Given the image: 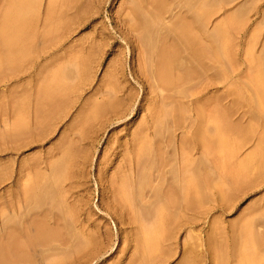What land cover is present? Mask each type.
Here are the masks:
<instances>
[{
  "label": "rangeland",
  "instance_id": "1",
  "mask_svg": "<svg viewBox=\"0 0 264 264\" xmlns=\"http://www.w3.org/2000/svg\"><path fill=\"white\" fill-rule=\"evenodd\" d=\"M74 1L77 61L0 72V264H264V0Z\"/></svg>",
  "mask_w": 264,
  "mask_h": 264
},
{
  "label": "crops",
  "instance_id": "2",
  "mask_svg": "<svg viewBox=\"0 0 264 264\" xmlns=\"http://www.w3.org/2000/svg\"><path fill=\"white\" fill-rule=\"evenodd\" d=\"M76 9L74 0H0V72L17 80H30L39 72L42 80L44 71L77 61L82 52L76 41L89 36H76L93 16L83 17Z\"/></svg>",
  "mask_w": 264,
  "mask_h": 264
},
{
  "label": "bare ground",
  "instance_id": "3",
  "mask_svg": "<svg viewBox=\"0 0 264 264\" xmlns=\"http://www.w3.org/2000/svg\"><path fill=\"white\" fill-rule=\"evenodd\" d=\"M5 27H6V26H5ZM5 27H4V28H5ZM186 27H187V26H186ZM191 28H192V26H191ZM6 30H8V29L6 28ZM186 30L188 31L187 28H186ZM183 31L186 32L185 30H183ZM4 32H6L5 29H4ZM184 32H183V34H184ZM6 33H7V32H6ZM6 33H5V34H6ZM181 33H182V32H181ZM179 34H180V33H179ZM187 34H188V33H187ZM184 35H185V34H184ZM190 35H191V34H190ZM4 36H5V35H4ZM8 36H9V35H8ZM8 36H7V37H8ZM178 36H179V35H178ZM181 36H182V35H181ZM191 36H193V35H191ZM191 36H188V37H191ZM198 36H199V35H198ZM10 37H11V36H10ZM10 37H9V38H10ZM185 37H186V36H185ZM185 37H184V39H185ZM188 37H187V38H188ZM193 37H194V36H193ZM199 37H201V36H199ZM181 38H182V37H181ZM187 38H186V39H187ZM10 39H11V38H10ZM189 39L192 40V39H194V38H189ZM189 39H188V40H189ZM195 39H196V37H195ZM203 39H204V38H203ZM203 39H202V40H203ZM7 40H9V39H7ZM197 40H198V39H197ZM199 40H200V39H199ZM204 40H205V39H204ZM3 41H4V38H3ZM10 41H11V40H10ZM5 42H6V40H5ZM5 42H3V44H5ZM7 42H8V41H7ZM187 42H188V41H187ZM190 43H191V42H190ZM9 44H10V43H9ZM9 44H8V45H9ZM187 44H188V43H187ZM193 44H194V42H193ZM202 44H203V42H202ZM6 45H7V43H6ZM6 45H5V46H6ZM185 45H186V43H185ZM3 46H4V45H3ZM197 46H198V45H197ZM199 46H200V45H199ZM205 47H206V46H205ZM190 48H191V47H190ZM201 48H202V47H201ZM203 48H204V46H203ZM196 49H197V48H196ZM197 50H198V49H197ZM200 50H201V49H200ZM189 51H190V50H189ZM197 52H198V51H197ZM199 52H200V51H199ZM176 53H177V52H176ZM200 53H201V52H200ZM177 54H178V53H177ZM177 56H178V55H177ZM201 56H203V55H201ZM174 57H175V56H174ZM195 58H196V57H195ZM14 60H15V59H14ZM175 60H176V59H175ZM179 60H180V59H179ZM179 60H178V61H179ZM17 61H18V60H16L15 62H17ZM171 62H172V61H171ZM174 62H175V61H174ZM179 62H180V61H179ZM175 65H176V64H175ZM177 65H178V64H177ZM172 66H173V65H172ZM172 66H171V67H172ZM157 189H158V188H156V190H157ZM202 189H203V188H202ZM202 189H201V190H202ZM154 190H155V188H154ZM199 191H200V189L198 190V192H199Z\"/></svg>",
  "mask_w": 264,
  "mask_h": 264
}]
</instances>
